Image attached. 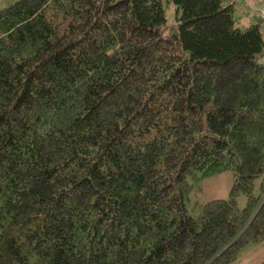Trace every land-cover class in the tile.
Instances as JSON below:
<instances>
[{"label": "trees", "instance_id": "obj_1", "mask_svg": "<svg viewBox=\"0 0 264 264\" xmlns=\"http://www.w3.org/2000/svg\"><path fill=\"white\" fill-rule=\"evenodd\" d=\"M238 3L0 8V264H233L264 245V27ZM222 172L226 197L190 203Z\"/></svg>", "mask_w": 264, "mask_h": 264}, {"label": "rangeland", "instance_id": "obj_2", "mask_svg": "<svg viewBox=\"0 0 264 264\" xmlns=\"http://www.w3.org/2000/svg\"><path fill=\"white\" fill-rule=\"evenodd\" d=\"M16 0H0V8L9 5L10 3ZM247 5V4H246ZM261 5H257L253 10L249 11L248 7H246L243 3L237 4V11L235 13V18L237 20V24L239 26L248 25L254 22L260 21L257 16V13L263 9H261ZM264 7V5H263ZM172 4H170L166 11L167 17V27L174 28V21L172 19L173 11H172ZM243 10L247 11L248 17L242 13ZM260 9V10H259ZM238 17V18H237ZM261 26L263 23L258 22ZM264 27V24L263 26ZM262 61H264V54L262 57ZM232 183V176L229 172H222L219 174H214L212 176L206 177L200 183L201 190L200 192H196L195 194L189 195L190 203L193 201H198L203 203L210 199L214 198H224L227 196L228 189ZM192 201V202H191ZM239 207H242L244 204V198L240 196L237 200ZM238 260L233 264H264V245L261 244H251L246 246L240 253H239Z\"/></svg>", "mask_w": 264, "mask_h": 264}, {"label": "crops", "instance_id": "obj_3", "mask_svg": "<svg viewBox=\"0 0 264 264\" xmlns=\"http://www.w3.org/2000/svg\"><path fill=\"white\" fill-rule=\"evenodd\" d=\"M238 1H239V5H240V3H243L246 7H248L249 11L253 10L257 5H259V6L264 5V0H238ZM242 11H243L242 13H244V15L246 17H248L247 11H245L243 9H242Z\"/></svg>", "mask_w": 264, "mask_h": 264}, {"label": "built area", "instance_id": "obj_4", "mask_svg": "<svg viewBox=\"0 0 264 264\" xmlns=\"http://www.w3.org/2000/svg\"><path fill=\"white\" fill-rule=\"evenodd\" d=\"M261 9H263V10L259 11V12L257 13V16H258V18L260 19V23H263V24H264V7H263V5H262ZM259 10H260V9H259ZM263 24H262V25H263Z\"/></svg>", "mask_w": 264, "mask_h": 264}]
</instances>
